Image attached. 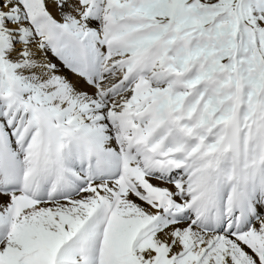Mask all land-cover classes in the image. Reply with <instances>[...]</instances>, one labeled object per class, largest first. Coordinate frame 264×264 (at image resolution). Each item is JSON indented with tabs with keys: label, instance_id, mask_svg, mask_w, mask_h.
<instances>
[{
	"label": "snow or ice",
	"instance_id": "snow-or-ice-1",
	"mask_svg": "<svg viewBox=\"0 0 264 264\" xmlns=\"http://www.w3.org/2000/svg\"><path fill=\"white\" fill-rule=\"evenodd\" d=\"M0 264H264V0H0Z\"/></svg>",
	"mask_w": 264,
	"mask_h": 264
}]
</instances>
